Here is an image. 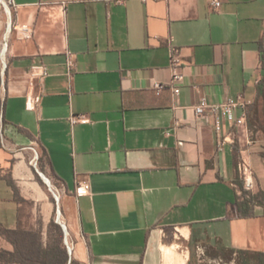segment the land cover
<instances>
[{
    "label": "crops",
    "instance_id": "crops-1",
    "mask_svg": "<svg viewBox=\"0 0 264 264\" xmlns=\"http://www.w3.org/2000/svg\"><path fill=\"white\" fill-rule=\"evenodd\" d=\"M15 1L16 32L26 25L33 36L12 38L0 90V222L36 228L40 217L47 227L56 180L73 264H190L203 245L264 251V206L254 217L237 211L241 161L264 189L254 131L224 121L217 134L215 115L195 111L202 98L242 95L247 109L259 98L264 0ZM172 46L184 74L178 95ZM38 60L49 74L33 80ZM31 94L41 95L34 110ZM84 181L90 191L79 195ZM0 248L14 246L0 236Z\"/></svg>",
    "mask_w": 264,
    "mask_h": 264
},
{
    "label": "trees",
    "instance_id": "trees-1",
    "mask_svg": "<svg viewBox=\"0 0 264 264\" xmlns=\"http://www.w3.org/2000/svg\"><path fill=\"white\" fill-rule=\"evenodd\" d=\"M260 50L263 55L264 68V40L260 41ZM247 111L249 127L255 132L264 133V78L259 85V98L248 107ZM262 157L264 158V153H262ZM11 184L15 188L17 201L28 203L20 197L17 186L12 180ZM239 186L242 195L237 201L238 215L243 218L254 217L256 206H264V189L250 193L244 190L241 181ZM42 224L44 225L43 221ZM0 236L9 240L14 246L13 250L0 248V264H73L74 262L70 259L64 246L61 225L55 220H51L48 224L47 242L43 239L42 229L23 227L21 222L17 229L6 228L0 222ZM223 251L229 259L236 254L235 260L240 264H264V251L244 249Z\"/></svg>",
    "mask_w": 264,
    "mask_h": 264
},
{
    "label": "built area",
    "instance_id": "built-area-1",
    "mask_svg": "<svg viewBox=\"0 0 264 264\" xmlns=\"http://www.w3.org/2000/svg\"><path fill=\"white\" fill-rule=\"evenodd\" d=\"M121 1V0H118ZM147 1V0H144ZM2 5L4 6L5 11L11 15V8L17 7V3L15 0H0ZM213 5L218 8L221 6V0H213ZM12 29V24L10 23V31ZM18 38L20 40H29L33 36V30L31 27L24 25L20 29L18 28ZM6 48L8 49V43L5 44ZM8 51V50H7ZM7 53V52H6ZM6 53L2 56L1 51V58L4 63V65H7L5 61ZM170 63L171 68L173 70V76L171 79V86L174 90V93L176 95L180 92V84L183 81L184 74L182 72V58L179 52V49L172 46L170 49ZM75 55L72 52H67V67H68V75L72 78L73 77V69L75 67ZM49 74V70L47 65L42 61H34L31 64V77L33 80H42ZM161 88L162 85H159ZM243 96H239L237 99L229 98L226 101L222 103H209V101L206 98H202L200 103L195 106V111L199 116L205 115L207 111L212 112L215 115L214 120V128L215 132L217 134H220L223 130L224 121H228L231 126H242L247 128L248 124V111H247V104L243 100ZM41 101V95L40 94H31L27 98V108L29 110L36 109L37 105ZM240 111V113H239ZM71 121L73 123L76 122H84L87 121V117L84 114L76 115L73 114L71 116ZM225 140V138H224ZM223 141L219 142V147H222ZM240 178L243 179V185L244 188L248 191H252L255 188V176L250 168V166L247 164L246 161H241L238 165ZM90 191V184L86 181L80 182L77 187V193L79 195H83L86 193H89ZM54 198L57 201L58 205V213H61L60 209V193L57 189L53 190ZM58 221L59 216H58ZM63 226L65 232H66V244L68 246V249L71 250V245L68 242L67 235L68 231L66 228L65 223L60 222Z\"/></svg>",
    "mask_w": 264,
    "mask_h": 264
},
{
    "label": "rangeland",
    "instance_id": "rangeland-1",
    "mask_svg": "<svg viewBox=\"0 0 264 264\" xmlns=\"http://www.w3.org/2000/svg\"><path fill=\"white\" fill-rule=\"evenodd\" d=\"M15 9H16V7H12L11 8V15H9L5 11L4 6L2 5V3L0 2V54H1V51H2V49L4 47V45L8 43V51L6 50L7 53H6V56H5V61H6L7 65H4V63L2 61V58L0 56V90L3 89V85L5 84V82L7 80L8 69H9V64H10V60H9V45H10L11 40H12L13 37H15L16 39L20 40L18 38L19 34L15 30L16 29ZM8 23L12 24V29H11L9 34H7ZM7 37H8V39H7ZM20 41H24V40H20ZM1 112H2V110H1ZM250 140L251 141L252 140H257L259 148H260V153L261 154L264 153V133H262V132L257 133V132L254 131L253 133L250 134ZM40 165H42V161H41ZM239 178H240V174H239ZM239 181L243 182V179L240 178ZM53 186H54L55 189H57L59 191L61 190L60 189L61 188L60 184L56 180L53 181ZM258 189L259 188L257 186H255V188L252 191H248V190H246L244 188L245 191L250 192V193L251 192L254 193ZM241 195H242V192H241ZM54 201H55V204H56V210H55V214H54V217H53L52 220H55L59 225H61L60 222H62V221H61V218H60V214L62 216V213H63L62 218L64 219V211L62 210V208H60L62 213L59 214L58 213L57 201L55 199H54ZM58 216H59L60 222L58 221ZM35 225H36V229H39V230L42 229V231H43V239H44V241L47 242V240H48V226L45 227L42 224V221H41L40 217H38ZM33 227L34 226H32V224L29 226V228H33ZM61 228H62V231H63V234H64V241H63L64 246L66 247V249L68 251L70 259L74 261L73 257H74V253H75L74 252L75 251V239H74L73 233H70V234L67 235L68 242L73 247V251H70L68 249L67 244H66V232H65V230H64L62 225H61ZM53 233L55 234V232H53ZM224 252L225 251H223L220 248L206 247L205 245H203L202 249H197V247H193V248H191V256H190L191 257V261H190V264H240L238 261L235 260L236 257H237L236 254L233 255V258L229 259V258H227V256L225 255ZM226 254H227V252H226Z\"/></svg>",
    "mask_w": 264,
    "mask_h": 264
},
{
    "label": "bare ground",
    "instance_id": "bare-ground-1",
    "mask_svg": "<svg viewBox=\"0 0 264 264\" xmlns=\"http://www.w3.org/2000/svg\"><path fill=\"white\" fill-rule=\"evenodd\" d=\"M10 33V23H8V28H7V34H9ZM7 39H8V37H7ZM6 45H4V47H3V49H2V56H3V54L5 53V51H6ZM60 218H61V221L63 222V223H65L64 222V219L62 218V216H61V214H60ZM65 225H66V228H67V231H69V227H68V225H67V223H65ZM71 250L73 251V247H71Z\"/></svg>",
    "mask_w": 264,
    "mask_h": 264
}]
</instances>
